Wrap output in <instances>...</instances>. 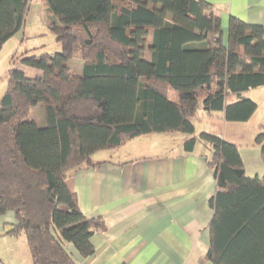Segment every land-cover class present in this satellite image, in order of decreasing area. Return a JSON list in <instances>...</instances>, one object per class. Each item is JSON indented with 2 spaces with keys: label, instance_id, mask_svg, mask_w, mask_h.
I'll return each instance as SVG.
<instances>
[{
  "label": "trees",
  "instance_id": "1",
  "mask_svg": "<svg viewBox=\"0 0 264 264\" xmlns=\"http://www.w3.org/2000/svg\"><path fill=\"white\" fill-rule=\"evenodd\" d=\"M27 1L0 0V50L23 26ZM42 5L61 50L16 56L0 99V215L15 218L5 234H25L32 264H77L65 245L91 255L90 237L103 223L83 216L67 172L134 137L179 131L192 135L186 152L206 145L214 174L207 264H264V175L247 177L235 144L193 136L190 121L199 110L233 122L252 116L247 93L264 86V28L230 17L223 40L220 17L204 0ZM72 59L83 63L80 74ZM16 61L38 73L26 77ZM36 105L42 126L30 117ZM255 141L264 165V133Z\"/></svg>",
  "mask_w": 264,
  "mask_h": 264
},
{
  "label": "crops",
  "instance_id": "2",
  "mask_svg": "<svg viewBox=\"0 0 264 264\" xmlns=\"http://www.w3.org/2000/svg\"><path fill=\"white\" fill-rule=\"evenodd\" d=\"M29 1L23 26L30 12ZM39 1L45 23L43 0ZM204 1L220 17L223 40L230 17L264 28V0ZM16 56L17 52L13 59ZM146 56L149 57L148 52ZM74 65L71 69L80 74L83 63ZM17 69L26 77L38 73L23 64ZM263 91L261 86L247 93L256 103V110L264 101ZM33 110L36 123L44 125L41 106L36 105ZM215 114L224 118L222 111H197L190 119L193 136L202 132L211 134L202 122ZM191 136L179 131L144 134L119 147L96 151L90 156L93 164L67 172L66 185L75 194L83 216L100 217L103 223V229L94 231L90 237L94 248L91 255L82 256L71 243L65 245L77 264H207L209 223L213 215L210 200L216 184L206 161L209 153L206 145L197 141L190 152L185 151L184 143ZM250 148L255 150L253 145ZM99 152L106 155L93 158ZM238 152L246 176L262 178L264 165L259 163L256 170L249 171L244 150L238 147ZM14 222L12 211L0 215V238L10 244L7 247L10 264H32L25 234H5ZM20 236L25 239H19ZM13 242L21 248L12 246Z\"/></svg>",
  "mask_w": 264,
  "mask_h": 264
},
{
  "label": "rangeland",
  "instance_id": "3",
  "mask_svg": "<svg viewBox=\"0 0 264 264\" xmlns=\"http://www.w3.org/2000/svg\"><path fill=\"white\" fill-rule=\"evenodd\" d=\"M29 6L30 12L27 16L25 25L21 27L0 50V99L6 89L7 72L13 64L14 53L17 52V56L25 53L21 56L24 57L30 55L38 56L42 53H55L61 50L60 43L56 40V36L48 29L46 23L42 21L40 1L30 0ZM76 62L82 63L77 59H72L68 62V66L70 68L71 66L75 68L74 63ZM20 64L16 61L14 65L15 68L16 66L19 67ZM261 93H264V91ZM30 117L38 122L35 110L31 112ZM197 117L199 116H195V119H197ZM192 119L193 117L191 120ZM223 119H219L215 114L210 116L209 120H204L202 124L204 127L210 129V132H212L211 134L220 136L224 140L235 144L237 149L239 147L242 151L244 150V159L249 171L256 170L259 163L263 165L261 155H259L260 148L256 145L255 139L260 133H264V101L260 103L259 108L253 116L246 121L233 122ZM222 122L224 124H222ZM251 145L255 147V150L250 148ZM102 155L106 154H104V152H99L93 155V158H101ZM20 237L19 239H25V237ZM9 245L8 240L0 238V258L2 259L0 264H10V254L7 248ZM12 246L21 248L17 242H13Z\"/></svg>",
  "mask_w": 264,
  "mask_h": 264
}]
</instances>
